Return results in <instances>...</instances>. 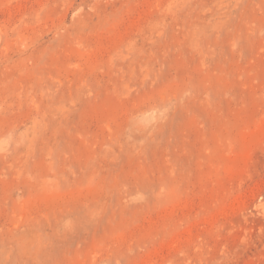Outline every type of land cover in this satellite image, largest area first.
<instances>
[{
	"label": "rangeland",
	"instance_id": "obj_1",
	"mask_svg": "<svg viewBox=\"0 0 264 264\" xmlns=\"http://www.w3.org/2000/svg\"><path fill=\"white\" fill-rule=\"evenodd\" d=\"M0 264H264V0H0Z\"/></svg>",
	"mask_w": 264,
	"mask_h": 264
}]
</instances>
